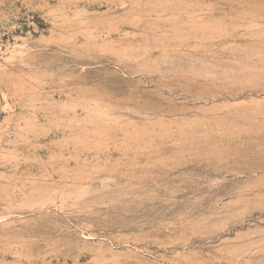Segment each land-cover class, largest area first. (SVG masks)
Returning a JSON list of instances; mask_svg holds the SVG:
<instances>
[{
    "label": "rangeland",
    "instance_id": "1",
    "mask_svg": "<svg viewBox=\"0 0 264 264\" xmlns=\"http://www.w3.org/2000/svg\"><path fill=\"white\" fill-rule=\"evenodd\" d=\"M0 264H264V0H0Z\"/></svg>",
    "mask_w": 264,
    "mask_h": 264
}]
</instances>
